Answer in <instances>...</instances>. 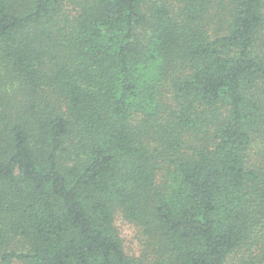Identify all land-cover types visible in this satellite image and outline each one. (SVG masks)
Returning a JSON list of instances; mask_svg holds the SVG:
<instances>
[{
    "label": "trees",
    "instance_id": "trees-1",
    "mask_svg": "<svg viewBox=\"0 0 264 264\" xmlns=\"http://www.w3.org/2000/svg\"><path fill=\"white\" fill-rule=\"evenodd\" d=\"M0 264H264V0H0Z\"/></svg>",
    "mask_w": 264,
    "mask_h": 264
},
{
    "label": "rangeland",
    "instance_id": "rangeland-1",
    "mask_svg": "<svg viewBox=\"0 0 264 264\" xmlns=\"http://www.w3.org/2000/svg\"><path fill=\"white\" fill-rule=\"evenodd\" d=\"M116 225L125 240L126 250L131 254H139L141 243H139L138 240V231L136 227L120 215H117Z\"/></svg>",
    "mask_w": 264,
    "mask_h": 264
}]
</instances>
